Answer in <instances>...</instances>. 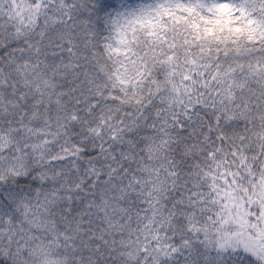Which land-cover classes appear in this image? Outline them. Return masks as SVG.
I'll return each mask as SVG.
<instances>
[{
	"label": "trees",
	"instance_id": "1",
	"mask_svg": "<svg viewBox=\"0 0 264 264\" xmlns=\"http://www.w3.org/2000/svg\"><path fill=\"white\" fill-rule=\"evenodd\" d=\"M24 1L33 27L0 0V264H264V0H179L129 58L113 22L147 0Z\"/></svg>",
	"mask_w": 264,
	"mask_h": 264
},
{
	"label": "rangeland",
	"instance_id": "2",
	"mask_svg": "<svg viewBox=\"0 0 264 264\" xmlns=\"http://www.w3.org/2000/svg\"><path fill=\"white\" fill-rule=\"evenodd\" d=\"M179 0H147L140 2L136 5H124L122 6L121 13L114 19L116 28L115 44L116 48L123 53L124 56L129 58L131 54L130 40L133 34L137 33L140 28H152L162 20L165 14L168 13L172 5L178 4ZM248 0H246V5ZM193 3H201L203 0H190ZM239 3L238 0H228L216 2L218 7L223 9H231L233 7L242 6L244 3ZM214 5V4H213ZM11 11L14 17L26 27H33L37 21L38 13L41 11V7H37L31 4H26L24 0H11ZM127 63L123 65L122 80L125 81V71ZM10 144L7 137L0 138V151L5 149ZM14 179L18 177V172H14ZM1 182V178H0ZM3 191V190H1ZM5 235V233L3 234ZM2 232H0V246L2 242ZM10 237V236H9ZM144 241L140 240L139 243L143 246Z\"/></svg>",
	"mask_w": 264,
	"mask_h": 264
}]
</instances>
